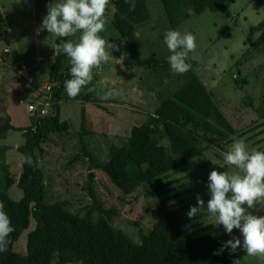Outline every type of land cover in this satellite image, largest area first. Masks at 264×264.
<instances>
[{
    "label": "rangeland",
    "instance_id": "1",
    "mask_svg": "<svg viewBox=\"0 0 264 264\" xmlns=\"http://www.w3.org/2000/svg\"><path fill=\"white\" fill-rule=\"evenodd\" d=\"M116 1L109 0L105 30L100 35L106 42L115 43L119 50L113 49L114 58L93 69L92 81L80 94L70 98L64 91L53 102L51 91L42 89L52 88L50 72L54 63L52 48L44 41L48 38L55 42L58 37L46 30L38 32L50 0H0V116L26 127L31 117L42 116L41 106L51 113L56 105L61 121L69 123V131L53 134L44 144V157L39 154L46 178L47 203L63 202L69 211L83 216L93 206L92 185L97 199L114 212L112 226L135 243H141V234H149L159 215L168 209L180 211L181 220L197 237L211 235L222 243L233 236L240 237L237 229L229 235L222 226L211 224L206 209L191 218L186 213L196 204L197 193L207 203L210 171L214 168L223 171L220 166L237 171L224 165L221 156L233 142L243 140L249 149L264 150V47L258 43L264 31V0H226L228 13L209 10L199 15L193 13L176 27L171 26L161 1L149 0L151 19L136 28L139 57L153 56L161 63L167 62L166 57L171 53L163 42L164 32L190 31L196 37V47L187 56L190 68L183 74L173 73L169 65L155 68L133 64L113 25ZM78 36L79 33L68 39L76 41ZM22 64L28 67L32 82L20 76ZM69 67L68 59L63 56V75L69 73ZM192 78L205 84L236 130L233 140L221 147L207 148L201 156L189 158L182 168L169 174L164 201L146 195L142 188L124 194L106 173L93 165L89 156H94L97 163L105 162L111 148L124 146L132 129L148 124L149 116ZM34 92L38 93L37 97ZM88 94L100 100L102 108L86 104L88 126L86 135L82 136L83 103L74 98ZM157 139L168 146L164 136ZM23 143L22 133L16 131L0 139V146L10 147L5 159L15 180L23 170V155L17 150ZM9 195L15 201L22 200L23 192L17 183L10 188ZM252 211L264 215V200ZM35 227L31 218L29 229L15 243L16 253L27 254L28 236ZM240 251L227 249L230 254ZM231 264H264V255L247 254L233 259Z\"/></svg>",
    "mask_w": 264,
    "mask_h": 264
},
{
    "label": "trees",
    "instance_id": "2",
    "mask_svg": "<svg viewBox=\"0 0 264 264\" xmlns=\"http://www.w3.org/2000/svg\"><path fill=\"white\" fill-rule=\"evenodd\" d=\"M160 1L172 27L188 18L191 10L198 15L207 10L228 13L226 0ZM150 19L149 0H117L115 3L113 25L133 64L168 66V62L161 63L153 56L139 57L136 28ZM258 43L264 47V31ZM51 57L54 63L50 72V93L51 101L56 102L65 91L64 80L70 77L69 73L62 74L63 55L54 56L52 49ZM74 100L83 103L81 134L85 136L88 126L85 106L89 103L102 108V102L90 94ZM69 129V123L61 121L56 105L48 115L31 117L26 127L0 116V139L10 131L20 132L24 138L23 145L17 148L23 155V170L18 180L14 179L5 159L10 147L0 146V209L6 212L14 227L7 250L0 252V264H231L233 259L247 255L243 250L236 254L228 253L227 249L217 251L222 244L218 238L195 236L181 220L180 211L170 209L159 215L149 234H141V243H135L112 226L114 212L97 199L92 185L93 206L83 216L69 211L63 202L47 203L46 178L39 154L44 157V144L53 134ZM235 133L205 84L192 78L149 116L148 124L134 127L124 146L111 148L105 162L97 163L94 156L89 157L124 194L130 195L142 188L146 195L164 201L169 174L182 168L189 158L201 156L207 148L231 142ZM158 136H164L168 146L162 145ZM26 155H31V165L25 163ZM90 177L92 179L93 174ZM15 183L23 192L20 201L9 195ZM31 218L36 227L28 236L27 254L20 255L14 250L15 243L29 229Z\"/></svg>",
    "mask_w": 264,
    "mask_h": 264
},
{
    "label": "clouds",
    "instance_id": "3",
    "mask_svg": "<svg viewBox=\"0 0 264 264\" xmlns=\"http://www.w3.org/2000/svg\"><path fill=\"white\" fill-rule=\"evenodd\" d=\"M109 0H50L47 13L42 18L39 31L61 38L59 42L44 41L53 49L54 56L63 55L70 65L69 77L64 80L68 97H76L82 88L93 79V69L114 58L112 50H119L115 43L100 35L106 26V7ZM134 6V5H133ZM79 33L78 39H64ZM163 42L171 53L166 57L170 70L183 74L190 68L187 56L196 47V37L190 31L168 29ZM108 49L111 50L109 53ZM224 165L234 167L233 172L213 169L207 178L209 199L196 195V204L190 206L186 215L197 216L206 209L208 219L215 226H222L226 234L233 229L240 237L233 236L224 241L220 249L235 252L243 250L249 256L264 255V215L253 209L264 200V150L249 149L243 140L235 141L230 149L221 153ZM25 163H33L31 155L24 157ZM14 231L9 216L0 209V252L7 250L10 233Z\"/></svg>",
    "mask_w": 264,
    "mask_h": 264
},
{
    "label": "built area",
    "instance_id": "4",
    "mask_svg": "<svg viewBox=\"0 0 264 264\" xmlns=\"http://www.w3.org/2000/svg\"><path fill=\"white\" fill-rule=\"evenodd\" d=\"M19 74H20V76L22 78L26 79L29 82H32V78H29V76H28V67L26 66V64H22L21 65V67L19 69ZM42 89L43 90H47L49 92L51 91V87L50 86H44ZM20 103H23V101L21 100ZM48 104L49 103L47 102L45 105H48ZM40 108H41V115L42 116H45V115L49 114V112L46 109H44L42 106Z\"/></svg>",
    "mask_w": 264,
    "mask_h": 264
},
{
    "label": "crops",
    "instance_id": "5",
    "mask_svg": "<svg viewBox=\"0 0 264 264\" xmlns=\"http://www.w3.org/2000/svg\"><path fill=\"white\" fill-rule=\"evenodd\" d=\"M34 95L37 97L38 96V93L37 92H34ZM13 122V121H12ZM14 123V122H13ZM14 124H16V123H14Z\"/></svg>",
    "mask_w": 264,
    "mask_h": 264
},
{
    "label": "water",
    "instance_id": "6",
    "mask_svg": "<svg viewBox=\"0 0 264 264\" xmlns=\"http://www.w3.org/2000/svg\"><path fill=\"white\" fill-rule=\"evenodd\" d=\"M193 13H194V12L191 10V11H190V14H193Z\"/></svg>",
    "mask_w": 264,
    "mask_h": 264
}]
</instances>
